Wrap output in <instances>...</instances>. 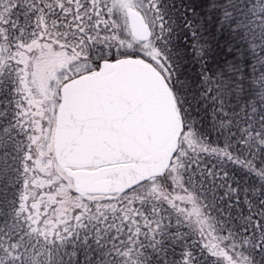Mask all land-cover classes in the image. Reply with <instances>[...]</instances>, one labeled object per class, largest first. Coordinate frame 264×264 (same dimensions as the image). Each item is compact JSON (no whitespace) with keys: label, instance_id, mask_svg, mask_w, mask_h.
Returning <instances> with one entry per match:
<instances>
[{"label":"snow or ice","instance_id":"6c2138e0","mask_svg":"<svg viewBox=\"0 0 264 264\" xmlns=\"http://www.w3.org/2000/svg\"><path fill=\"white\" fill-rule=\"evenodd\" d=\"M0 264H264V0H0Z\"/></svg>","mask_w":264,"mask_h":264}]
</instances>
